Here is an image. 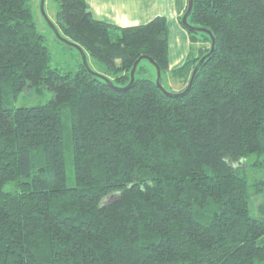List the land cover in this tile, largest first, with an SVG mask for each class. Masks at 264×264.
<instances>
[{
    "label": "trees",
    "instance_id": "16d2710c",
    "mask_svg": "<svg viewBox=\"0 0 264 264\" xmlns=\"http://www.w3.org/2000/svg\"><path fill=\"white\" fill-rule=\"evenodd\" d=\"M54 1L61 34L112 84L52 67L31 0H0V264H264V187L240 167L264 157V0H193L188 23L216 45L179 97L148 60L120 88L146 56L184 92L208 33L184 28L171 69L165 16L121 27Z\"/></svg>",
    "mask_w": 264,
    "mask_h": 264
},
{
    "label": "rangeland",
    "instance_id": "374dc122",
    "mask_svg": "<svg viewBox=\"0 0 264 264\" xmlns=\"http://www.w3.org/2000/svg\"><path fill=\"white\" fill-rule=\"evenodd\" d=\"M31 4L34 10V18L37 24L38 30L46 36L47 42L46 46L51 55V66L54 68H59L62 71H76L83 65V57L81 52L74 46H71L65 42H63L56 33L51 29L49 24L43 17V13L41 11V0H31ZM45 11L50 20L56 24L61 32L59 25L57 24V13L59 11L58 3L54 0H46L45 1ZM87 62L91 70L101 73L103 72V64L100 63L97 59L93 58L89 54H87ZM143 65H145L148 69H150L151 74L155 80L157 79V71L150 65L149 62L143 61ZM162 83L166 88L171 91H178L181 88L179 82H175L169 75H164L162 78ZM54 97V94L44 89L42 94L36 95L34 92L26 91L24 95H22L17 101V105L23 104H38L45 103L51 100ZM67 177L68 183L73 185L75 182L74 177V167L70 162V157L67 155ZM257 166L252 164V161H258ZM247 164V165H246ZM236 166V164H234ZM240 167L245 168L250 179V183L254 184L256 181H261V184L264 187V157L258 159V157L253 156L249 163L243 162L240 164ZM253 191V190H252ZM260 193V192H259ZM264 193H260V195H254L253 200L255 199V203H258L260 199L263 197ZM118 194H113L106 199V202H111L115 198H117ZM260 196V197H259ZM255 197V198H254ZM254 206V205H253Z\"/></svg>",
    "mask_w": 264,
    "mask_h": 264
},
{
    "label": "crops",
    "instance_id": "0c3cea01",
    "mask_svg": "<svg viewBox=\"0 0 264 264\" xmlns=\"http://www.w3.org/2000/svg\"><path fill=\"white\" fill-rule=\"evenodd\" d=\"M93 16L121 27L142 25L157 16L168 19L170 30V67L181 66L191 47L180 18L188 0H85Z\"/></svg>",
    "mask_w": 264,
    "mask_h": 264
},
{
    "label": "water",
    "instance_id": "95a60500",
    "mask_svg": "<svg viewBox=\"0 0 264 264\" xmlns=\"http://www.w3.org/2000/svg\"><path fill=\"white\" fill-rule=\"evenodd\" d=\"M45 1L46 0H41V11L43 13V17L44 19L46 20V22L49 24V26L51 27V29L56 33V35L65 43L71 45V46H74L76 47L82 54V57H83V65L84 67L93 75H95L96 77H99L101 78L102 80L106 81V82H109L112 84V82L104 75L100 74V73H97L93 70L90 69L89 65H88V62H87V54L86 52L84 51V49L78 45V44H75L73 42H71L70 40H68L67 38H65L58 26L56 24H54L50 18L48 17V15L46 14V11H45ZM192 10H193V0H188V5H187V11L185 12V14L183 15L182 17V20H181V24L184 28L188 29V30H191V31H197V32H204V33H208L210 36H211V39H212V46H211V51L210 53H208V55L204 56L200 62L197 64V66L195 67L194 71H193V74L191 76V79L189 81V84L186 88V90L182 93H177V94H173V93H170L166 90V88L162 85L161 83V78H162V72H161V68L154 62V60H152L151 58L149 57H140L134 64V67L132 69V72H131V81L130 83L127 85V87H124V88H120V89H127L129 87H131L135 81V73H136V70H137V67L139 65V63L142 61V60H148L152 65L155 66L156 68V71H157V80H156V84L159 86V88L167 95L169 96H172V97H179V96H183L185 94H187L193 84H194V80H195V77H196V74L199 70V68L201 67L202 63L205 61V59L210 56L214 50H215V45H216V39L214 37V35L212 34L211 31L207 30V29H204V28H196V27H192L189 23H188V18L189 16L191 15L192 13Z\"/></svg>",
    "mask_w": 264,
    "mask_h": 264
}]
</instances>
